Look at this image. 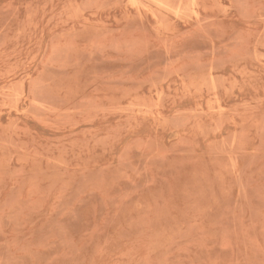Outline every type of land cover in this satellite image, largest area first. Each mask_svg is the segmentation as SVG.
<instances>
[{
    "label": "rangeland",
    "instance_id": "1",
    "mask_svg": "<svg viewBox=\"0 0 264 264\" xmlns=\"http://www.w3.org/2000/svg\"><path fill=\"white\" fill-rule=\"evenodd\" d=\"M0 264H264V0H0Z\"/></svg>",
    "mask_w": 264,
    "mask_h": 264
}]
</instances>
